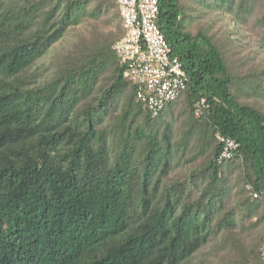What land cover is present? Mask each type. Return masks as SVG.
Here are the masks:
<instances>
[{
	"label": "trees",
	"instance_id": "trees-1",
	"mask_svg": "<svg viewBox=\"0 0 264 264\" xmlns=\"http://www.w3.org/2000/svg\"><path fill=\"white\" fill-rule=\"evenodd\" d=\"M159 26L190 82L153 116L116 0H0V264L263 263L264 0H161Z\"/></svg>",
	"mask_w": 264,
	"mask_h": 264
},
{
	"label": "built area",
	"instance_id": "built-area-1",
	"mask_svg": "<svg viewBox=\"0 0 264 264\" xmlns=\"http://www.w3.org/2000/svg\"><path fill=\"white\" fill-rule=\"evenodd\" d=\"M122 18L124 35L114 50L123 67V76L136 89L137 102L153 116H158L175 102L190 82L183 64L173 52L159 26L161 0H116ZM204 100L200 104H204ZM200 114V109L197 111ZM222 151L219 164L237 157L240 143L229 136L218 135ZM247 191L260 198L251 184ZM264 264V241L260 249Z\"/></svg>",
	"mask_w": 264,
	"mask_h": 264
},
{
	"label": "rangeland",
	"instance_id": "rangeland-1",
	"mask_svg": "<svg viewBox=\"0 0 264 264\" xmlns=\"http://www.w3.org/2000/svg\"><path fill=\"white\" fill-rule=\"evenodd\" d=\"M99 26L104 30H109V31H116V27L115 26H109L107 27L105 25V22H100L99 23ZM85 27H81V28H77V29H74L72 31H70V33L68 34V36L63 40L61 41L57 46H55V48L53 49L52 53H50L46 58H44L40 65L42 66H46L47 64H49V62L51 61V59L54 58V56L57 54V53H60V52H64L66 51L74 42L75 40L77 39V36L81 33V32H84L85 31ZM242 34H244L245 37L247 38H244V47L245 48H248L249 46L253 45V40H254V33H252L251 29L250 28H244V30L242 31ZM249 36V37H248ZM253 36V37H252Z\"/></svg>",
	"mask_w": 264,
	"mask_h": 264
}]
</instances>
